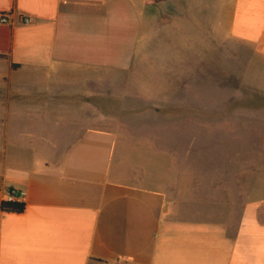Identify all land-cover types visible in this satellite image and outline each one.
<instances>
[{"label":"crops","instance_id":"obj_1","mask_svg":"<svg viewBox=\"0 0 264 264\" xmlns=\"http://www.w3.org/2000/svg\"><path fill=\"white\" fill-rule=\"evenodd\" d=\"M156 8L207 27L212 50L218 27L264 65V0H0V203L11 188L26 193L21 213L0 209V264H264L263 194H240L238 214L222 220L178 216L171 195L196 176L176 179L185 163L137 130L97 126L103 110L73 81L85 70H131ZM192 38L195 50L210 49V36ZM178 112L198 121L199 103ZM147 150L169 162L160 186L141 185L139 165L116 162ZM191 150L176 152L194 159Z\"/></svg>","mask_w":264,"mask_h":264},{"label":"rangeland","instance_id":"obj_2","mask_svg":"<svg viewBox=\"0 0 264 264\" xmlns=\"http://www.w3.org/2000/svg\"><path fill=\"white\" fill-rule=\"evenodd\" d=\"M152 13L143 24L146 40L131 70H85L73 81L85 85L82 98L89 105L103 110L104 122L97 126L137 130L136 135L144 134L140 140L147 147L167 150L172 164L185 163L189 170L177 172V178L173 174L174 179L186 178V173L196 176L193 187L178 188L171 195L178 216L222 220L238 214L240 194L264 195V65L256 64L238 43L226 41L218 27L212 50L213 34L207 27L193 26L182 10L156 8ZM165 22L171 23L167 29ZM194 34L210 36V49L195 50ZM177 36L182 39L176 41ZM177 51L183 56L176 58ZM174 83L189 85L167 88ZM192 100L199 103V119L185 121L178 111ZM121 144L118 139V150ZM186 148H197L199 153L194 159L191 154H177ZM159 154L147 150L122 157L120 152L116 162L139 165L145 175L141 185L160 186L170 172L169 162ZM192 161L199 165L194 172ZM231 194L238 197L225 201Z\"/></svg>","mask_w":264,"mask_h":264},{"label":"built area","instance_id":"obj_3","mask_svg":"<svg viewBox=\"0 0 264 264\" xmlns=\"http://www.w3.org/2000/svg\"><path fill=\"white\" fill-rule=\"evenodd\" d=\"M0 22L1 23H6L7 22V19L5 17H1L0 18ZM29 20L28 19H25L24 20V23H28ZM25 192L22 191V190H18V189H14V188H11L7 191V194L5 196V199L4 201H7V202H14V201H18L17 199H22L24 196H25ZM20 202V201H19Z\"/></svg>","mask_w":264,"mask_h":264},{"label":"trees","instance_id":"obj_4","mask_svg":"<svg viewBox=\"0 0 264 264\" xmlns=\"http://www.w3.org/2000/svg\"><path fill=\"white\" fill-rule=\"evenodd\" d=\"M0 209L4 212L21 213L24 210V203L19 201H14V202L2 201L0 203Z\"/></svg>","mask_w":264,"mask_h":264}]
</instances>
